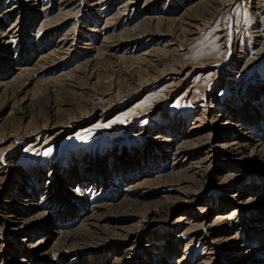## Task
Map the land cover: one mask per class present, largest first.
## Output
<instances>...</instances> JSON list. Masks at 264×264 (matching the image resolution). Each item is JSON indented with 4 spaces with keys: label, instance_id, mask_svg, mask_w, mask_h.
Listing matches in <instances>:
<instances>
[{
    "label": "rangeland",
    "instance_id": "rangeland-1",
    "mask_svg": "<svg viewBox=\"0 0 264 264\" xmlns=\"http://www.w3.org/2000/svg\"><path fill=\"white\" fill-rule=\"evenodd\" d=\"M202 1L0 0V18L3 20L0 37L5 30L17 22L25 25L26 23L35 24L33 28H27L26 31H24L25 29L21 30L22 33L16 35L18 37L13 39L15 43L12 44L15 48L0 50V67H3L4 63L5 66L15 67L10 71L14 75L11 78L0 80V84L19 76L20 72L34 68L27 78L23 77V82L0 89V104H2L0 105V153L7 147L15 146L14 150L6 154V160L0 158V174L7 175L8 173L6 194L0 202L2 209H8L11 199L18 196V192L14 191L12 185L17 179H22L24 184L27 183L29 190L23 191L32 195L31 201L36 208L43 204L44 206H40L42 209L39 211L45 212L44 214L50 218L54 212L62 211L63 213L68 210L67 206L69 203L73 204L72 200L79 204L84 199H90L91 210L94 208L93 214L97 213L96 209L99 207L113 205L123 199L135 200L145 205V207H141V209L144 208V211L141 210L142 212L135 214L130 212L115 216L117 214L111 210L107 213L109 216L114 215V218L109 217L110 226L134 225L136 231L133 234L139 238L137 244L135 243L138 246L134 247L130 242L129 245L119 247V243L117 244L115 239L118 236L115 234L96 245L65 247L64 251H71L63 253L69 255V258L85 264V261L90 257L104 254L106 255L105 264H162L164 262V259H161L162 253L153 255L157 246L161 245L162 239L174 244L172 248L180 245L183 252L184 249L190 247L187 244H193L191 255L194 259L192 264H203L207 256L215 258L213 264H229L233 258L228 257L227 251H225L226 244L211 242V238L215 239L217 234L213 233L209 237L197 234L193 237V233H191L190 236L185 237L184 232L189 228L185 224L187 221L181 225L174 223L181 213L191 208L194 215L191 213L189 218H192L197 224L203 222L207 214L216 209L223 198H227L228 195L230 198L233 197L234 193L222 196V191L225 189L231 192L235 184L232 186L231 181H226L221 185L225 187L221 188L218 185L216 187L205 182L201 195L195 199L192 205L188 206L178 196H183L182 193L194 194L198 187L191 183L177 181L178 175L174 172L182 171L181 166L187 167L192 161L177 160L175 162L172 149L164 148L161 144L165 140H170V143L166 142L168 145L182 144L188 133H191V128L202 125L204 113L206 115V112L210 111L211 104L217 108L216 115L220 114L225 118L232 119L234 113L230 112L235 110L239 104H241L240 107L249 111L258 107L255 105V99L263 101L261 94L264 95V0H234L229 6L223 4L224 2L230 3L232 0H206L213 7H211L212 9L204 8L202 4L199 5ZM127 3H130V7L124 10ZM65 12L71 13V16L74 14V16L61 22L55 21L54 25L50 24L52 20L59 18ZM49 18L51 20H48ZM150 18L153 21L163 20L157 28L158 30L153 29V26H145L140 30L145 32L143 35L139 31H130ZM40 22H48L47 25H50L45 30L40 29L39 25L42 24ZM226 34L228 36L225 38ZM120 35H124L122 37L126 39L124 43L117 47H111L110 52H105L106 50L102 47L105 44L108 45L113 40L112 38ZM225 40L235 45V57L240 56L239 62L241 61V63L232 66V68H229L231 60H227L229 55L225 44H223ZM7 41L5 40V42ZM157 50H162V52L155 53ZM163 51L168 53L165 55ZM30 52L31 55H27ZM54 52L59 55H55L45 63L35 65L37 61ZM140 56L150 62V66L142 64L144 69L141 68V71L137 70L140 63L129 62L130 64L121 65L118 59H135ZM12 58H15L16 66H13V62L8 61ZM21 58L29 59L23 64L24 61ZM225 60L227 61L225 62ZM254 60H258V62L254 63ZM160 61L162 65L155 66ZM177 61L180 64L176 63ZM88 62L91 66L87 70L89 72L86 77L80 72V67L86 66ZM247 62H249L248 65ZM132 63L133 66H131ZM175 63L179 65V68L175 66L178 72H180L182 64L188 63L190 67L187 65L186 70L180 75L172 74L171 71ZM193 64L198 67L205 66L204 64L214 65L211 66L212 70L209 69L205 75L199 76L200 71H197L191 76L192 78L186 79L185 84L178 90L174 87L171 89L172 82L178 77L184 78L183 74H186ZM156 68L159 71L167 70L169 74L159 78L155 84L151 80L158 73ZM219 69L218 78L212 80ZM71 73H73V78L76 77V81L68 76ZM146 74L148 75L146 76ZM141 76L142 78H140ZM54 79H61L62 86L55 88L49 86L50 88L47 89L43 85L44 81L50 83ZM110 81L113 84L111 91ZM146 81H150V83L147 84ZM208 83L210 85L206 88ZM116 89H120L126 97L124 94L122 96L114 93ZM44 92L45 94L42 96L44 99L37 100L36 95L38 93L42 95ZM237 99L240 102L233 104L230 102ZM15 102L17 103L14 104ZM46 102L49 103L46 104ZM45 105H48V108L44 107ZM98 105H102L99 108L103 107L104 112L97 108ZM45 111L49 112L47 114L50 117L54 115L57 118L56 121L61 123H66L73 116L78 119L75 124L66 129L62 127L63 125H59V127L51 126L47 131L39 130V133H33L30 130L31 133L26 134L29 124L35 123L33 125L41 126ZM87 111L91 117L84 118L86 115L89 116ZM263 122L262 119L255 122L254 124H257L259 129H252L254 124L251 120L246 132L247 134L253 132L252 138L254 137L260 143H264V126H261ZM218 125V128L209 125L208 129L215 134L229 131L222 124ZM238 127L239 124H233L232 131L241 133L244 127L241 126V129ZM20 128V136L16 137V133L13 135L14 131ZM49 150H51L50 154L46 155L45 153H48ZM193 153L191 151L188 153L192 159L201 160L205 156ZM110 156L113 157L112 169L108 167L109 173L106 174V177L101 182L99 181L100 183H94L97 189H94L95 186L90 182L79 183L81 182L79 179L82 178L75 176V178L77 177L75 185L80 187H78V192H75V195L67 202L65 194L61 193L64 191H60L59 188L57 190L59 183L61 189L66 187L62 185L65 181H62V178H65V172L70 168L79 171L78 166L91 168L92 162L98 157L100 160H105V165H108ZM133 156L136 157L139 164L133 167H123L125 166L123 165L124 161L133 158ZM196 160L195 163L198 162ZM207 162V164L212 162L213 166L217 164L224 170L220 175L221 178H224L227 173H235L245 176L244 180L241 179L244 183L249 184L255 180L259 185H262L259 189L264 186V173H244L239 169L240 167L233 165L230 158L219 157L216 160L211 157L207 159ZM174 163L178 168L174 170L173 176L169 175L158 182L157 180L163 175L172 173L170 167H173ZM121 166L124 170H120ZM203 169L198 167L194 169L193 174H200ZM193 174L191 176L194 178ZM216 175L210 179L217 181ZM25 176L30 177V180ZM139 184L140 186H138ZM97 185L99 186L97 187ZM72 188L74 189L76 186ZM56 194L58 197H55ZM55 198H59V200L54 202ZM168 201H175V204L173 210H169L171 214L168 211L169 214L166 215L162 211L164 204ZM230 202L227 201L226 204ZM22 203V206L12 209L14 214L20 218H30L37 212L34 206L33 209L23 206L28 202L23 201ZM214 203L216 204L214 205ZM198 207H204L208 213L198 210ZM63 208L65 209L63 210ZM233 208H235L234 203L221 212L227 213ZM251 210L253 212L250 216ZM259 214H263V211H260L257 205H254L250 210H241L236 216L238 219L232 226L233 230L229 236H238V242H242L245 239V233L251 232L253 227L256 228L251 225L256 224L255 220H259ZM215 215L212 214L211 218H207L203 225L207 227ZM257 216L259 218H256ZM38 226V229L42 228L41 224ZM77 226H71L69 230H73ZM29 227L31 226L27 225L19 232V237H14L18 233L9 235L1 233L0 249L3 252L11 250L12 255H21L19 252L30 249V243L39 238L51 236L49 234L52 232L46 231L30 239L31 231H27ZM37 227L33 226L32 228ZM38 229L37 231L40 230ZM69 230L67 229V231ZM215 230L225 231L223 228ZM121 232L126 233L127 231ZM116 233H118L117 230ZM30 235L34 236L35 234L31 233ZM24 238H29L27 239L29 241L23 243ZM249 238L246 241L252 247L251 249L261 248L259 244L249 241ZM259 239L261 244H264L263 233ZM234 243L233 246L241 247V243ZM150 245H154V247L149 248ZM210 246L212 250H208ZM131 247H134L131 251L132 254L124 255L126 249ZM239 250L241 251L237 257L248 260L247 264H255L253 260L258 257L256 255H259L262 260L264 259L262 254L245 253V249L242 247ZM159 254L160 256H158ZM175 261L174 259V263ZM12 263L5 262L0 255V264ZM260 263L261 261H257V264Z\"/></svg>",
    "mask_w": 264,
    "mask_h": 264
},
{
    "label": "bare ground",
    "instance_id": "bare-ground-1",
    "mask_svg": "<svg viewBox=\"0 0 264 264\" xmlns=\"http://www.w3.org/2000/svg\"><path fill=\"white\" fill-rule=\"evenodd\" d=\"M132 1H134V0H132ZM233 1L234 0H232L230 3L224 2L223 5L228 4V6H229L230 4H232ZM200 4H202L204 8H206V7L211 8L212 7L209 5V2L206 0H203L202 2L199 3V5ZM127 7H130V3L129 4L127 3L126 8H124V10H127L128 9ZM34 13H35V11H34ZM63 15L61 14L59 16V18L54 17L55 20H52L50 22V24L54 25L55 21L61 22L63 20H67V18L71 19L74 16V14H73V16H71L72 14L69 12L68 13L65 12V13H63ZM61 16H63V17L61 18ZM48 20H51V19L49 18ZM108 21H106V23ZM162 22H163V20H161V19H158V20L156 19L153 21V19L150 18L149 20H145V21L141 22V24H139V26H137L136 28H134L130 31H134V32L139 31L140 34L143 35V34H145V32H141L140 31L141 28H143L145 26H150V27L153 26L154 27L153 29H155V28L157 29ZM2 23H3V20H1V18H0V27L3 25ZM40 23H42L41 26L39 25L40 29H44V30H45V28L49 27L48 25H50V24L47 25L48 22L47 23L40 22ZM34 25H35L34 23L33 24L26 23V25H25L24 23L17 22L12 27H10L8 30H5V32H3L2 37H0V39H1L0 40V50L1 51L3 49L4 50H12V48L14 47V46H12V44L15 43L14 42L15 40H13V39L18 37L16 35L18 33H22V32H20L21 30L25 29L24 31H26V30H28L27 28H33ZM62 26H64V25H62ZM158 32H160V31H158ZM147 33H148V30H147ZM132 34L136 35L135 33H132ZM124 35H120L117 37L115 36L116 38H112L113 40H111V42H109L108 45L105 44L102 48L106 50L105 52H110V50H112L111 47H117V46L122 45L124 43V40H126V39L122 38ZM185 36H187V35H185ZM185 36H184V38H185ZM227 36L228 35L226 34L224 37L226 38ZM4 38H6V39H4ZM5 40H8V41L5 42ZM223 44H225L226 49H227V53L229 55V57H227V60H231V62H230L231 67H229V68H232V66H236V65L240 64L241 63V61L239 62L240 56L235 57L236 56V54H235L236 48L234 47L235 45L227 42V40H225ZM159 52H162V50H157L155 53L159 54ZM163 52L165 55H166V53H168L165 51H163ZM27 55L30 56L31 52ZM48 55L49 56L42 58L41 60L37 61V63L35 65H39V63L42 64L43 62L45 63L47 60L52 59V57H54L55 55H59V54L54 52L53 54L49 53ZM13 57H14V55H13ZM28 59L29 58H27L26 60H23L24 61L23 64L28 62ZM118 59H119V63L121 65L130 64L129 62H133L136 64L140 63V64H138V67H137L138 68L137 70H140V71H141V68L144 69V65H142V64L145 63L146 65L150 66V62H147V59H142V56H140L139 58L135 57V59H126V58L125 59L118 58ZM227 60H225V62ZM8 61H10V63L13 62V64H14L13 66H16L15 58H12ZM89 62L86 64V66L82 65V67H80L81 68L80 72L83 75H85L86 77H87V73L89 72L87 70L91 66V64H89ZM253 62L257 63L258 60H254ZM133 63L131 66L134 65ZM176 63L180 64L178 61ZM176 63L173 65L174 68H172L171 72H172V74H177V75L182 74L186 70L185 67H187V65H189L188 63H186L185 65L182 64L183 67L181 65L180 72H178L177 69L175 68V66H177L179 68V65ZM248 63L249 62H247V65H248ZM160 64L162 65L161 61L159 62V64H156L155 66L159 67ZM204 65L205 66L198 67L197 65L193 64V66H191L190 70L187 71L186 74L185 73L183 74L185 76L184 78L178 77L176 80H174L172 82V84L170 86L171 89H172V87H174L178 90L183 84H185L186 79H189L193 74L197 73V71H200L199 76L205 75V73H207V71L209 69L212 70L211 66L214 64H204ZM189 67H190V65H189ZM244 67H245V65H244ZM229 68H227V69H229ZM12 69H15V67L12 68V66L11 67L5 66V63H4L3 67H0V80L11 78L14 75L12 72H10ZM16 69H18V68H16ZM33 69L20 72L19 76L14 77L7 82H4V84H0V89L4 88V87L9 88L10 86L12 87L19 82H23L22 81L23 77L27 78L30 75L31 71H33ZM201 70H203V71H201ZM244 70H245V68H244ZM219 71H220V69L216 73L214 72L215 74H214V77L212 80L218 78ZM157 72L158 73L155 72L156 74L154 76V79L151 80V81H154L155 84H156V82H158L159 78L161 79L162 76L166 75L167 73L169 74V71H167V70H162V71L158 70ZM72 74L73 73L69 74L68 76H70L72 79H75L76 77L73 78ZM147 75L148 74H146V76ZM149 76H151V75H149ZM143 77H144V75H143ZM140 78H142V76ZM81 80H83V79H81ZM75 81H76V79H75ZM146 82H147V84L150 83V81H146ZM210 83H212V82H210ZM210 83L207 84L206 88L210 85ZM61 84H63L61 79H54L50 83H48V81H44V83H43V85L47 89H49L51 86L54 88L59 87ZM109 84H110L109 87H110V91H111L113 84H111V81ZM141 84H142V82H141ZM210 89H211V87H210ZM42 90H43V88H42ZM47 91L49 92V90H47ZM126 91H127V89H126ZM114 93H117V95L124 94V96H125V93H122L120 91V89H116ZM38 94L41 95V93H38ZM38 94L36 95L37 100L44 99L42 96H43V94H45V92L42 93L41 96H39ZM109 94H110V92H109ZM170 94H172V92H170ZM46 95H47V92H46ZM261 97L263 98V101H260L258 99L254 100V101H256L255 105L258 106V107H256V109H251V110L247 111L245 108L240 107L241 104H239L235 110L230 112L232 114L234 113L232 119L231 118L230 119L225 118L224 115H220V114L216 115L215 113H216L217 108H216V106L211 104L210 105L211 106L210 111L209 112L207 111L206 115L204 113L202 125H199L197 127L192 126L193 128H191V130H190L191 133H188V135L185 138V141L182 143L180 141L182 138L179 140L182 144H180V145H174V144L168 145V143H166V142H169L170 140L169 141L165 140L164 143L161 144L162 146H164V148H171L172 149V152H173L172 156H173L174 160H176L175 162H177V160L192 161L191 164L189 162V165L187 167H185V166L183 167V165H182L181 167L183 168V170L180 172H176V171L174 172V170H176L178 168V166H176V163H174V166L172 165L173 167H170V170L172 173H169L167 175H163L162 177H160L157 180L159 182V180H162L163 178H165L169 175L173 176V174L175 173L176 175H178L177 181L186 182L189 184L191 183V184L197 186L198 190L194 194L188 195V194L182 193L183 196H178V197H181V199H183V201H185V203H187L188 206L192 205L194 203L195 199H197V197L199 195H201V192L203 191L205 182H207L208 185H210V184H213L215 186L218 185V187H221V188L225 187V186H221V185H223L226 181H231L230 184L232 186H234L233 184H235V186L232 188L231 192L226 191L225 189H224V191H222V196L230 194V193H234L233 197L230 198L228 195V196H226L227 198H223V200L220 201L218 207L214 210H211L212 213L211 212L208 213L204 207H202V208L198 207L197 208L198 210H202V211L208 213L207 217L204 219V221L207 218H211L210 216L212 214H214V215L216 214L214 216V218L212 219V221L210 222V224H208L207 227H205L203 225L205 223L204 221L198 222V224H197V223H194L192 218H189V215L192 213V211H191L192 208L190 210L184 211V213H181L178 216V219L175 220V223H174V224L178 223L181 225L182 223H185L187 221L185 224H187L189 226V228L186 229V232H184L185 237L190 236L191 233H193L192 234L193 237L196 236L197 234H202V235H204V237H206V236L209 237L213 233L217 234V235H215V239L213 238V240H212V238H211V242L213 244H215L217 242H219L221 245L226 244L227 248L225 251H227L228 257L229 256L233 257L231 259V261L229 262V264H247L249 262L248 260H244L243 258L237 257L239 255L238 253L241 251V250H239V248H241V247L243 249H245V253L254 252V254L264 255V244H261V240L259 239L261 237L262 233L264 236V195H262L264 193V186H263V188L259 189V187H261L262 185H259L258 182L255 180L250 182L249 184L244 183L242 180L245 179V176L238 175L235 173L234 174L233 173H227V175L224 176V178H221L220 175H222V172L224 170H222L219 166H217V164L213 166L212 162L207 164L208 163L207 159H209L211 157L216 158V160H218L219 157L230 158L232 160L233 165L234 166L237 165L238 167H240L239 169H241V171L243 170L244 173H250V172L251 173H264V143L258 142L254 137L252 138L253 132L252 133L250 132L249 133L250 135L246 133L247 128H248L247 126L249 125L251 120H252L253 124L255 122L260 121L261 119L264 120V107L262 108V105L264 104L263 93L261 94ZM120 98H122V97H120ZM230 102L233 104V103H238L240 101L237 99V100H233V101L231 100ZM16 103L17 102H15L14 104H16ZM48 103L49 102H46V104H48ZM0 105H2V104H0ZM33 105L35 106L34 103H33ZM99 106L100 105H98L97 108L101 109L103 111V109H102L103 107L99 108ZM39 107H41V106H39ZM44 107L48 108V105L47 106L45 105ZM249 108H250V106H249ZM47 113H49V112L45 111L43 114L44 120H43V122H41V124H40L41 126H39L37 124L33 125L35 123L29 124L28 125L29 129L27 128L26 134L28 132H30V130H32L33 133H36V132L39 133V130L40 131H47L51 128V126H55V127L58 126L59 127V125H63L62 127H64L66 129L67 127L69 128L70 126L75 124V122H77L76 120L78 119V117L76 118V116H73L70 118V120H67L66 123H64V122L61 123V122L56 121L57 118L54 115H51V117H50V115ZM88 113L89 112L87 111V114ZM88 115L89 116L86 115L84 118L91 117L90 114H88ZM218 124H222L223 127H226V129L228 128L229 131L227 130L225 132L215 134L213 131L208 129L209 125H213L214 128H218V126H219ZM233 124H235V125L239 124L238 129H241L240 127L243 126L244 127L243 131L241 133H238V131H232L233 130ZM262 125L264 126V122H263V124L261 123V126ZM252 129H259L258 125L254 124ZM15 133H16V137H19L21 134V128L14 131L13 135H15ZM255 136H257V135H255ZM261 136H263V135H261ZM14 148H15V146H12V147L10 146V147H7L6 149L2 150V152L0 153L1 154L0 158H4V160H6V154L9 153V151L14 150ZM190 151L194 152L193 154H203L205 156L201 160L197 159L198 162L195 163L194 161L196 160V158L192 159L191 158L192 156L190 157L188 154ZM112 159H113V157L110 156V162L108 163V165H105V160H100L99 157L95 158L94 161L92 162L91 168H89V167L85 168L84 166L82 168H80L78 166V169L80 172L77 169H73V168L68 169L65 172V178H62V181L65 180L62 185L66 186L67 188L64 187L61 189V186H60L61 184L59 183L57 185V190L59 188L60 191L61 190L64 191V192L61 191V193L65 194V198L67 199L66 201L68 202V200H70V198H72L75 195V192H78V187H80V186L75 185L77 177L82 178V179H79L81 181L79 183L83 184V181H84V183L90 182V183H92L91 185L95 186L94 183H97V184L100 183L101 180H103L106 177V174L109 173V170H107V168L111 167V169H112V166H111ZM186 161H184V162H186ZM119 164H121V163H119ZM137 164H139V162H137L136 157L133 156V158L124 161L123 165H125V166H123V167H128V166L133 167V166H136ZM198 167L204 168V169L202 171H200V174L198 173V174L194 175L193 174L194 169H196ZM120 170H124V169H122V166H121ZM77 171H78V173H76ZM120 172H122V171H120ZM191 174L194 175V178L191 176ZM7 175H8V173H7ZM7 175L0 174V202L4 199L5 194H6V190H7L6 185L8 183V176ZM215 175L217 176L216 180L218 182L210 179L212 177H215ZM75 176H77V177L75 178ZM92 176H94L95 178H93ZM25 177L28 178V180H30V177H28V176H25ZM179 177H181V178L178 179ZM16 181L12 185H13L14 191L18 192L19 197L15 196L14 199H11V201L9 202L10 207L8 209H2V206L0 205V234L3 232L7 233L8 235L18 233L17 236H14V237H19L20 236L19 232H21L24 228H26L27 225L31 226L27 229V231L30 230L31 233L35 234L34 236H32V235H30L31 233H29L30 239L35 238V237L39 236V234L44 233L46 231L47 232L49 231L52 233L49 234V235H51L50 236L51 238L50 237H44V238L42 237V238H39L37 241L30 243L29 248L31 250L28 249V250H24L22 252H19L21 255H18V254L12 255L11 250H9V251L6 250L3 252L0 249L1 258L3 260H5V262H7V263L13 262L12 264H82L80 261L69 258V255L63 254V253H70L71 252V251L70 252L64 251V248L65 247L70 248L72 246H77V245H82V246H88V244H95L96 245L97 243L99 244L100 241L106 240L115 234H117V236H118V237H115V239L117 240V244L119 243L118 244L119 247H121V245H129L128 243H130V242L132 243L131 245H134V247L138 246L136 244H137L139 238H138V236L133 234L136 231L134 228V225L131 224L130 226H127V227H119L117 225L110 226L109 217L114 218V215L109 216L107 213L109 212V210H111L114 212V214H117L115 216L121 215L122 213L128 214L130 212L135 214L137 212L144 211V208L141 209L142 206L145 207V205H143L142 203L136 202L135 200L123 199L122 201H120L118 203H114L113 205H107V204H106L107 206L103 205L102 207H99L98 209H96L97 210L96 214H93L92 210L94 208L91 210L92 207H90V201H91L90 199H89L90 201L88 199H84L82 201V203H79V204H77V201L75 202V200H72L73 204L70 205V203H69V205L67 206L68 210H65L63 213H62V211H59L56 213L54 212V214L50 218L44 214L45 212L43 213L42 211H39L42 209V208L40 209V206H42L43 204L36 208V206H34V203L31 201L32 195L23 191V190L28 189L27 183L24 184L22 182V179H17ZM123 181H125V180H123ZM35 183H37V182H35ZM75 186H76V188L73 189L72 187H75ZM98 186L99 185H97V187ZM138 186H140V184ZM94 189H97L96 186ZM124 194H126V193H124ZM125 196H127V195H125ZM55 197H58L57 194ZM102 197H104V196H102ZM58 200H59V198H55V200H53V201L56 202ZM98 200H99V198H98ZM23 201L28 202V203H26V205H23L24 207L33 209V206H34V209H37L36 210L37 212H35L30 218H27V217L20 218L19 216L14 214V211H12V209H16L18 206L19 207L22 206ZM53 201H51V202H53ZM92 201H93V199H92ZM227 201H231V202L226 204ZM95 202H97V201H95ZM232 203H234L235 208L230 210L231 214H230V212H227V213L221 212L223 209H226L227 207H229L230 204H232ZM174 204H175V201H173V202L168 201L167 203H165L163 206V211H162L163 214H166V215L169 214L170 211L173 210ZM215 204L216 203H214V205ZM254 205H257V207H259V210L263 211V214H259L260 218H259V216L256 217V218H259V220H255L254 223H256V224L251 225V226H256V228L253 227V230L251 229L252 230L251 232L245 233V235H244L245 239H243L244 241L242 240V242H238V239H239L238 236L236 237V236H233L231 234H230L231 236H229V233H232L231 230H233L232 226L234 225L236 219H238V217H236V216L240 213L241 210H250ZM96 206H98V205H96ZM64 209L65 208H63V210ZM27 211H29V210H27ZM168 211H169V213H167ZM89 212H90V214H89ZM252 212H253V210H251V212H249L250 216H251ZM206 213H204V214H206ZM192 214L194 215V213H192ZM77 219H79V220H77ZM32 224L35 227H37L39 224H41L42 228H39L40 229L39 230L38 229L39 226H38L37 228L33 229ZM74 225H78V226L73 230L72 229L69 230V227H71V226L74 227ZM216 228H219V229L223 228V230H225V231L221 232L220 230H215ZM37 229L39 231H37ZM67 229L69 231H67ZM61 230H63V231H61ZM116 230L118 231V233H116ZM121 231H127V232L124 233ZM215 231H216V233H215ZM259 231H261V232L259 233ZM250 235H251V238H249ZM26 236H28V235H26ZM29 238H27V239H29ZM218 238H220V239L217 240ZM248 238L250 239L249 241H252L254 244H257V245L259 244V246L261 248L260 249H256V248L251 249L252 247L249 246L248 241H246ZM27 239L24 238L23 243L26 241H29ZM234 242L241 243V245H240L241 247H239V245L237 247H235V245L233 246V244H235ZM242 243H244V244H242ZM192 245L187 244V246H190V247H187L186 250L184 249V252H183L180 248V245H176L175 248H172L174 246V244H170L169 241L162 239L161 245L157 246L156 252H154L153 255L158 254V253H162L161 259H164V262H162V264H165V263L166 264H192V261L194 259L191 255L192 250H193ZM134 247L126 249V252H124L125 253L124 255H127V256L131 255L132 254L131 251H132V249H134ZM148 247L151 248V247H154V245H150ZM208 250H212V247L210 246ZM174 251H176V253H174ZM22 253H23V255H22ZM105 256L106 255L102 254L100 256L90 257L89 259H87L85 261V264H103V263L105 264V258H106ZM158 256H160V254ZM249 256L251 257L252 255H249ZM256 256H258V257L255 260H253V262L255 261V264H257V261H259V262L261 261L260 264H264V259L262 260L259 255H256ZM253 257H255V256H253ZM238 258H240V259L238 260ZM174 259L176 260L175 263H174ZM204 260L205 261H203V264H213L215 258L207 256Z\"/></svg>",
    "mask_w": 264,
    "mask_h": 264
},
{
    "label": "snow or ice",
    "instance_id": "snow-or-ice-1",
    "mask_svg": "<svg viewBox=\"0 0 264 264\" xmlns=\"http://www.w3.org/2000/svg\"><path fill=\"white\" fill-rule=\"evenodd\" d=\"M50 151H51V150H49V152H48V153H45V154H46V155H47V154H50Z\"/></svg>",
    "mask_w": 264,
    "mask_h": 264
}]
</instances>
